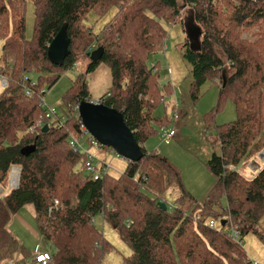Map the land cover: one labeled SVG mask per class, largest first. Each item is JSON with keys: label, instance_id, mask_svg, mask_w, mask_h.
<instances>
[{"label": "trees", "instance_id": "1", "mask_svg": "<svg viewBox=\"0 0 264 264\" xmlns=\"http://www.w3.org/2000/svg\"><path fill=\"white\" fill-rule=\"evenodd\" d=\"M33 1L34 35L28 39L27 0H0V74L10 81L0 90V185L8 184L13 166L22 168L19 188L0 200V264H20L33 255L8 228L29 204L35 207L42 242L52 253L51 264H108L111 255L119 254L94 224L98 213L132 250L123 264H249L241 240L250 231L259 234L264 166L252 176L240 168L264 150V0ZM113 7L117 12L101 32L86 26L90 12L102 18ZM181 21L188 31L184 55L191 66V97L197 101L208 80H219L215 111L228 101L237 111L235 120L215 127L214 113L206 117L208 129L216 128L221 152L207 162L216 184L203 204L185 189L180 170L166 156L145 147L159 134L156 122L161 127L172 122L154 116L156 106L173 91L170 84L160 85V70L152 60L165 51L166 24ZM64 24L70 54L63 65H56L49 60L48 47ZM191 26L201 30L194 45ZM98 47L105 50L100 61L112 71V88L103 103L123 114L144 157L129 161L118 178L108 173L94 180L86 155L67 144L70 132L81 134L74 107L94 100L86 74L78 76L65 114L49 121L45 132L43 127L31 132L30 127L45 117L41 99L46 89L80 59H87L88 72L93 71L98 62L88 54ZM36 73L39 81L34 83L31 75ZM175 186L180 195L172 210H164L165 194ZM223 197L227 208L221 207ZM55 201L58 206L50 211ZM220 217L229 230L210 227V220ZM232 229L239 231L240 240L230 236Z\"/></svg>", "mask_w": 264, "mask_h": 264}, {"label": "rangeland", "instance_id": "2", "mask_svg": "<svg viewBox=\"0 0 264 264\" xmlns=\"http://www.w3.org/2000/svg\"><path fill=\"white\" fill-rule=\"evenodd\" d=\"M116 12L117 7H113L102 18H99L94 12H90L85 24L87 27H92L96 33H99L114 18ZM183 13L189 19L188 9H184ZM34 26L35 4L33 0H27L26 35L28 39L33 38ZM165 27L167 30L165 51H159L154 56L152 62L154 65L158 64L160 85L170 84L172 88L171 93L172 91L173 93L170 96H164L159 105L156 106L154 116L161 120L167 119L172 122L170 125H163L162 127L160 122H156L155 128L159 131V134L150 138L145 146L150 151H156L166 156L180 170L185 189L200 204H203L216 184V178L209 170L207 162L213 153L221 152L216 128L212 131L208 129L207 121L209 119H207V115L210 116L212 112L214 113L211 117V123L214 127L224 125L237 118L236 106L232 101H228L223 109L215 111L218 103L219 80L217 82L208 80L201 88L200 97L197 101L191 97V66L184 55L187 47L185 45L188 36L187 26L181 21L171 25L166 24ZM1 44L0 42V51ZM88 64L89 61L87 59H80L75 68L63 72L58 82L51 89H46L47 93L43 97L44 103L47 107L56 108L59 116L68 111L66 100L80 74H86V82L92 99L104 100V97L111 91L112 71L110 66L99 61L96 64V68L88 72ZM168 66L171 67L173 72L171 78L168 73ZM225 73H227V70H225ZM31 77L34 83L39 81V74H32ZM175 102H177L178 110L181 114L178 122H173V103L175 104ZM167 126L177 127L178 129V134L170 145L163 143L160 137L161 129ZM82 143L85 147H88L85 140ZM108 148L101 147L98 149L100 151L96 149L94 151L101 157H104L110 165L109 175L118 178L127 169L129 162L127 159L117 156L115 150ZM260 154L252 157L245 167L240 168L244 175L251 176L259 172L258 170L264 164V162L260 161ZM261 160L264 161V159ZM7 185L5 183L3 187L7 189ZM180 192V189L175 186L165 194L164 201L170 210L174 207V203L179 197ZM227 205V198L223 197L221 207L227 208ZM93 219L96 227L119 252V254L114 253L108 258V264H123L124 259L132 255V250L122 240L116 230L104 220L103 214L98 213L94 215ZM221 220H223L221 217L217 219L216 227L218 229L225 228L229 230L228 226L222 227ZM14 222H17L20 225L19 227H21L22 232H19L17 238L26 249H29L32 244L43 243L39 223L31 204L24 206L12 217L10 226ZM256 229L259 234L250 231L242 237L241 241L250 259L264 264V215L257 224ZM240 238L238 239L240 240ZM42 245L43 248L47 249L44 243ZM30 262V258H27L26 264Z\"/></svg>", "mask_w": 264, "mask_h": 264}, {"label": "water", "instance_id": "3", "mask_svg": "<svg viewBox=\"0 0 264 264\" xmlns=\"http://www.w3.org/2000/svg\"><path fill=\"white\" fill-rule=\"evenodd\" d=\"M191 42L194 45L198 41L201 30L191 26ZM68 26L64 24L58 34L53 38L48 47L49 60L56 65H63L70 54V37ZM105 50L98 47L88 54L91 61L97 63L101 60ZM79 117L86 130L102 146L110 147L121 157L130 162H139L144 157L142 146L136 141L134 132L126 124L123 114L115 108L108 107L104 103L97 104L92 101L83 100L79 104ZM49 129L45 125L43 132ZM161 207L167 210V205L161 203ZM227 220H221V225L226 226Z\"/></svg>", "mask_w": 264, "mask_h": 264}, {"label": "built area", "instance_id": "4", "mask_svg": "<svg viewBox=\"0 0 264 264\" xmlns=\"http://www.w3.org/2000/svg\"><path fill=\"white\" fill-rule=\"evenodd\" d=\"M152 65L155 66L154 64ZM167 69L171 78L173 73L172 69L170 66H168ZM27 79L28 78L25 77V80ZM9 84H10L9 78L3 74H0V90L8 88ZM91 101L97 104H101L104 102V100L101 99L99 100L94 99ZM41 106L45 110V117H41L33 126L30 127L31 132H35L37 129L44 127L45 125H49L53 119H56L59 116L56 108L47 107L45 105L43 97L41 99ZM173 106H174L173 122H178L181 118V114L180 111L178 110L177 102H175V104L173 103ZM74 113L76 114L75 116L76 119L81 123V134L78 137L73 132H70L69 137L67 139V144L74 153L77 154L82 153L86 155V168H87V172L91 175V177L94 180L102 179L103 176L109 173V169H110V165L106 162V160H103L102 157L94 151V149L96 150L100 149L102 145L93 136L90 135V133L86 130L85 126L83 125L81 118L79 117V105L74 107ZM47 120L48 123H46ZM65 123H66V118L62 117L61 118L62 126H64ZM177 134H178L177 127H170V126L163 127L160 131L161 141L167 145H170L173 139L176 138ZM83 140L86 141L88 147H85L83 145L82 143ZM116 154L117 156H120L118 153ZM260 156L264 158V150L261 152ZM21 172H22V168L19 165H15L11 168L9 173L7 189L2 185H0V200L7 192L11 191L12 189H17L19 187ZM57 206H58V201L55 202V206L50 208V211H52L54 207L57 208ZM216 223L217 222L215 220H210L209 222L210 227L215 228ZM230 236L234 240H239L238 238L240 237V233L237 229H232ZM33 255H34L35 263L51 264L52 253L48 249L43 248L42 244L36 245V247L33 249ZM249 264H260V263L250 260Z\"/></svg>", "mask_w": 264, "mask_h": 264}, {"label": "crops", "instance_id": "5", "mask_svg": "<svg viewBox=\"0 0 264 264\" xmlns=\"http://www.w3.org/2000/svg\"><path fill=\"white\" fill-rule=\"evenodd\" d=\"M172 95V94H171ZM146 147V146H145ZM98 151H100V150H98ZM260 158L261 159H264V158H262L261 156H260ZM260 159V161L261 162H264L263 160H261ZM129 162V161H128ZM263 166H264V164H263ZM262 166V167H263ZM262 167H261V169H262ZM260 169V170H261ZM260 170H258V171H260ZM252 176V175H251ZM32 207L34 208V212H35V216H36V210H35V207L32 205ZM12 221V220H11ZM11 223V222H10ZM10 223H9V226H8V228H9V230L12 232V234L17 238V235L19 234V232H22V230H21V227H19L20 225L17 223V222H14V223H12L11 224V226H10ZM17 240H18V238H17ZM19 241V240H18ZM20 243V242H19ZM36 247V244H32L31 245V247L28 249V250H30V251H32V253H33V249ZM34 259V255H32V257L30 258V260H33ZM26 261H27V259L25 260V262H23V263H20V264H26ZM10 264H12V263H10ZM28 264H40V263H35L34 261H32V262H30V263H28Z\"/></svg>", "mask_w": 264, "mask_h": 264}, {"label": "clouds", "instance_id": "6", "mask_svg": "<svg viewBox=\"0 0 264 264\" xmlns=\"http://www.w3.org/2000/svg\"><path fill=\"white\" fill-rule=\"evenodd\" d=\"M90 50H91V52L93 51L92 48H90ZM90 50H89V51H90Z\"/></svg>", "mask_w": 264, "mask_h": 264}]
</instances>
